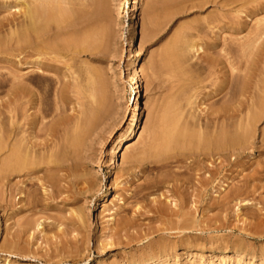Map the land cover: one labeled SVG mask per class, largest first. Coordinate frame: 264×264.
Segmentation results:
<instances>
[{
  "label": "rangeland",
  "instance_id": "374dc122",
  "mask_svg": "<svg viewBox=\"0 0 264 264\" xmlns=\"http://www.w3.org/2000/svg\"><path fill=\"white\" fill-rule=\"evenodd\" d=\"M101 1L107 10L101 18L106 31L93 51L91 66L98 130L106 138L98 145L91 169L96 189L80 201L86 207V222L81 224L69 212L73 195L52 192L44 199L38 190L36 206L26 203L30 210H17L12 217V209L21 207L20 195L10 197L13 186L1 175L0 264H134L164 246L169 248L165 264H264V114L251 145L240 146L230 156L223 151L205 160V164L216 162L219 169L211 183L204 179L208 171L194 174L191 159L170 162L171 179L158 180L161 170L156 160L174 151L150 150L152 137L161 136L157 122L162 115L204 120L206 112L223 105L211 94L220 77L232 72L234 84L240 87L242 77L257 70L250 90L260 92L264 38L260 40L263 50L251 56L242 54L240 41L258 21L264 22V8L248 17L234 10L264 6L258 5L264 0H180L172 9L166 7L169 0H140L139 11L130 0ZM87 5L95 3L89 0ZM14 11L1 7L0 18ZM179 34L191 41L201 37L202 48L189 49L177 70L164 58L166 46ZM131 37L136 43L133 51L127 45ZM3 48L0 73L5 76L8 69L23 65L15 57L18 51ZM0 97L2 129L5 88H0ZM131 120L132 129L127 130ZM122 134L128 136L125 145L116 156H109ZM123 154L128 159L139 157L142 169L122 164ZM121 164L124 173L117 174ZM147 165L152 168L147 170ZM180 176L188 177L183 186L176 179ZM145 177L153 184L141 190ZM134 190L139 191L136 199L131 197ZM183 218L184 229L176 228ZM37 220L43 222L41 226Z\"/></svg>",
  "mask_w": 264,
  "mask_h": 264
},
{
  "label": "bare ground",
  "instance_id": "6f19581e",
  "mask_svg": "<svg viewBox=\"0 0 264 264\" xmlns=\"http://www.w3.org/2000/svg\"><path fill=\"white\" fill-rule=\"evenodd\" d=\"M179 1L169 0L166 7L172 9L176 6L173 4ZM88 2L0 0V8L15 10L11 15L0 18V47L18 51L15 57L23 65L8 69L5 76L0 73V88H5L6 103V124L0 128V176L4 175L13 186L10 197L20 195L18 202L21 207L10 212L14 218L17 210H30L29 206L24 207L26 203L36 206L38 190L44 199L51 197L52 192L73 195V201L68 202L69 212L81 224L86 222V207L80 201L87 199L88 194L96 189L91 169L97 158L98 145L106 138L98 130L100 118L92 91L95 79L91 59L106 31L101 18L106 16L107 10L101 0H93L95 5H87ZM139 2L130 0L135 11L140 9ZM261 8L264 6L248 10L239 6L234 11L248 17ZM19 13L21 15L16 16ZM118 14L122 15L120 8ZM263 23L258 21L240 41L243 55L251 56L263 50L260 44L264 38ZM128 42L129 49L135 50L134 38L131 37ZM201 48V37L191 41L187 35L179 34L166 46L164 63L178 70L183 55L185 57L189 49L198 51ZM225 51L231 53L229 47H225ZM4 60L8 61V58ZM227 60L231 62L229 57ZM256 76L257 70L245 74L240 87L234 84L236 77L232 72L220 77V81L214 83L211 94L223 105L206 112L204 120L194 115L184 120L176 115L160 117L157 127L161 136L152 137L150 150L174 152L156 160L161 170L158 180L171 179L167 172L170 162L191 159L195 164L192 168L194 174L201 170L208 171L209 176L204 179L211 183L219 169L214 161L205 164L206 159L223 151L230 156L240 146L251 145L256 125L264 114V84L259 88V93L250 90L251 81ZM199 81L196 78V82ZM133 86L134 90L138 88L137 83ZM0 99L1 103L3 100ZM247 104H251V107L244 112ZM133 123V120L129 122L127 130L132 129ZM261 136L264 139V127ZM127 138L125 134L120 135L109 156H116ZM139 159L135 156L128 159L123 154L121 163L128 162L140 170L143 162ZM122 164L117 174L124 173ZM145 168L150 170L152 166ZM148 179L145 177L147 183L142 185L141 190L152 186L153 181ZM176 179L183 186L188 177ZM30 187H33L32 190ZM138 192L134 190L131 197L136 199ZM108 193L109 190L104 192L100 199ZM112 220L113 217H110L109 221ZM42 223L37 220L38 226ZM176 224V228L184 229V218ZM168 249L167 246L159 247L151 256L134 264H165Z\"/></svg>",
  "mask_w": 264,
  "mask_h": 264
}]
</instances>
